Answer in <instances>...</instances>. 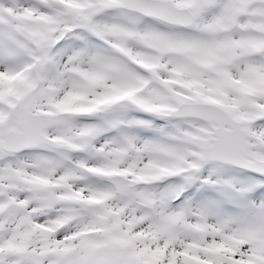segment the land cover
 <instances>
[{
	"label": "snow or ice",
	"instance_id": "6c2138e0",
	"mask_svg": "<svg viewBox=\"0 0 264 264\" xmlns=\"http://www.w3.org/2000/svg\"><path fill=\"white\" fill-rule=\"evenodd\" d=\"M0 264H264V0H0Z\"/></svg>",
	"mask_w": 264,
	"mask_h": 264
}]
</instances>
